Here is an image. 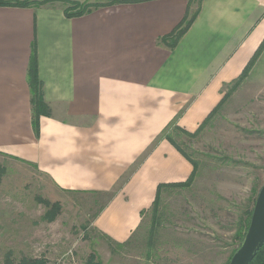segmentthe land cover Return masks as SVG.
Wrapping results in <instances>:
<instances>
[{
  "label": "crops",
  "instance_id": "obj_1",
  "mask_svg": "<svg viewBox=\"0 0 264 264\" xmlns=\"http://www.w3.org/2000/svg\"><path fill=\"white\" fill-rule=\"evenodd\" d=\"M187 9L131 0L67 18L55 5L0 7V155L60 191L110 196L93 228L118 244L158 186L192 172L165 133L194 134L264 40V0H201L170 49Z\"/></svg>",
  "mask_w": 264,
  "mask_h": 264
},
{
  "label": "rangeland",
  "instance_id": "obj_2",
  "mask_svg": "<svg viewBox=\"0 0 264 264\" xmlns=\"http://www.w3.org/2000/svg\"><path fill=\"white\" fill-rule=\"evenodd\" d=\"M223 97L197 135L171 128L176 145L198 166L195 180L186 189L163 190L157 212L143 213L122 244L93 228L108 196L60 191L33 166L0 155V264L23 258L90 264L92 256V264H226L242 243L234 240L239 219L264 184V46L246 76L224 87ZM40 201L58 205L52 220Z\"/></svg>",
  "mask_w": 264,
  "mask_h": 264
},
{
  "label": "trees",
  "instance_id": "obj_3",
  "mask_svg": "<svg viewBox=\"0 0 264 264\" xmlns=\"http://www.w3.org/2000/svg\"><path fill=\"white\" fill-rule=\"evenodd\" d=\"M57 2L63 3L65 5V7L63 8V12H64V14L66 15L67 18H76V17H81L83 15L89 14L91 11L96 10L98 8L109 7V6H113V5H116V4L126 3L128 1L122 0V1H119V2H113V3H110V4H106V5H96V4L95 5H89V4H86V3H79L77 1H66V0H0V7H21V8L42 7V6H46V5L57 4ZM193 3H194L193 0H188L187 15L184 18L183 22L178 27V29L176 31V35L170 40V42L168 44L170 46V49H173L176 46V44L179 41V39L181 38V36L189 29V27L191 26V24L195 20V18L197 16V13H198L199 5L201 3V0H197V8H196V10L194 12H191L190 11L191 10V5H193ZM263 46H264V40L261 42V44L259 45V47L255 51L254 55L249 60V62L247 63V65L243 69L242 73L237 78V80H234L231 83H239L246 76L247 72L250 70L251 66L255 62V60H256L260 50L263 48ZM29 74H30L31 82L33 83L34 94H35L34 96L38 99V106L37 107H39V106H41L43 104V102L39 98L40 97V88H39V83L37 81V71H36V67L35 66H33L32 69H30ZM231 83H229V84H231ZM225 99H226V97H223L220 100L218 105L212 110V112L203 121L201 126L198 128V130L194 134H189V133H186L184 131H180V130H178L177 127H176V131H179V132H181L184 135L189 136V137H193V136L197 135L198 132L201 130V128H203L205 126V124L207 122H209L210 118L218 112V110L221 108V106L223 104V101ZM37 107L34 105L33 110H34L35 114H38ZM34 127L37 128V123H36V125H34ZM163 138H165L170 144H172V146H174L176 148V150L190 163V165L192 166V172H191L190 176L188 177V179L185 182L158 186L154 202H153V204L150 207L151 210H153L154 213L157 212V207H158V203H159V198H160L161 192L163 190H166V189H186V188H188L189 186H191L193 184V182L195 180V177H196L197 168H198V166H197V164L195 162H192V161L188 160L186 155H184V153L176 145V142L172 139V137L170 136V134H168V132L165 133ZM15 160H18V159H15ZM253 193H254V197H253L252 207H250V209H248V211H246L243 214V216L240 217L238 225H237L238 230L236 231V235H235L234 240L235 241L238 240L239 243H241L243 241L244 236L246 234V231L248 229L250 218H251V215H252V210H253L254 203H255V200H256L258 192H257V190L256 191L254 190ZM103 196H108V195H103ZM109 197L110 196H108L107 201L109 200ZM107 201L105 202V204L107 203ZM40 202H42V204H44V206H46L47 208H50L46 212L45 216L49 219V221L52 220V218H54V216H55L54 215L55 212H57L59 210L58 205L57 204H53V205L50 206L48 202H44V201H40ZM105 204H104V206H105ZM237 249L238 248H236L235 250L232 251V253L230 254V256H229V258H228V260L226 262V264H229V261H230L232 255L235 253V251ZM94 259H95V257L92 256L90 258V261L92 262ZM91 262H90V264H92ZM18 264H49V263L45 259H27V258H23V259H21L19 261ZM250 264H264V245L259 250V252L257 253V255L255 256V258L252 260V262Z\"/></svg>",
  "mask_w": 264,
  "mask_h": 264
},
{
  "label": "water",
  "instance_id": "obj_4",
  "mask_svg": "<svg viewBox=\"0 0 264 264\" xmlns=\"http://www.w3.org/2000/svg\"><path fill=\"white\" fill-rule=\"evenodd\" d=\"M264 245V184L256 197L249 226L229 264H250Z\"/></svg>",
  "mask_w": 264,
  "mask_h": 264
}]
</instances>
